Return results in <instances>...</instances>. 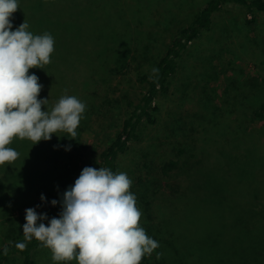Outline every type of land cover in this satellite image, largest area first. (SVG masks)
Wrapping results in <instances>:
<instances>
[{"label": "rangeland", "instance_id": "1", "mask_svg": "<svg viewBox=\"0 0 264 264\" xmlns=\"http://www.w3.org/2000/svg\"><path fill=\"white\" fill-rule=\"evenodd\" d=\"M47 1L17 0L20 8L13 13L10 19L13 20L15 16L23 15L26 11V4L34 8L32 14L36 15L35 9L48 8L51 5L55 7L59 0ZM123 1L119 8L120 18L117 17L120 19L118 24L121 25V28L128 29L129 33L120 34L122 36L120 38L118 35V39L115 36L109 38L108 45L114 44V48L121 49L123 52H126L123 49L130 50V53L127 52V59L130 62L129 69L126 74L122 75L108 72L113 65L107 64L108 68H106L104 64V58H108V55L103 53L104 42H88L75 50L71 59L73 69H76L77 73V76L75 75L79 93L77 98L86 104V110L76 129L77 135L73 139L64 132L54 134L56 140L53 141L55 148L59 149L58 155L49 152L48 141L41 140L33 145L39 160L37 170L41 172L43 179L27 192H17L10 188L9 184L5 185V204L0 207V244L23 236L26 209L34 208L38 214L47 210L49 212L57 210V206H52L51 201L53 199L62 201L63 193L72 186V178L76 174L78 165L85 162L84 160L87 161L88 166L95 168V164L92 162V151L94 148L104 146L110 134L116 130L119 123L118 116L121 117L124 113L119 103L121 97L140 91L135 82L136 76L139 73L150 72V64L152 65L155 58L163 53L169 43L171 32L178 27L182 17L179 11L181 0H127L129 7L128 5L124 6ZM191 1L195 8L203 0ZM88 4L86 0H77L72 4L58 7L57 10H51L40 16L36 23L28 28V31L34 35H42L45 32L50 34L49 29L45 30L46 28H52L58 32L61 31L58 27L73 31L77 19L85 18L90 12L91 8ZM154 4L155 8L149 11V5ZM168 4H171V12L165 10V6ZM61 10L69 13H65L58 19V12ZM76 11L84 12L78 15L79 12L76 13ZM241 17L242 11L239 8H230L216 18L214 22L216 32L214 30L210 34L203 33L200 40L194 46L191 45V48L180 60L178 71L171 80L168 95L160 96L156 100L158 112H156L155 124H144L140 127L139 140L141 143L133 147L131 154L122 161L120 173H126L132 181L130 191L135 195L136 206L141 212L140 226L151 225L154 233L160 231V219L165 218L163 220L168 221L170 213L167 215L166 206L163 203L166 198H161V195L166 196L164 190L160 188L155 197L148 193L154 179L165 183L166 181L171 182L170 178H175L173 176L176 175L175 172H172L168 178H164L158 167L173 156H177L171 153L166 145L154 148L150 145L158 144L162 142L161 140H169L167 144L171 140H187L190 142L189 148L185 154L179 156L180 166L186 165V168H191L190 161L195 162L194 158L190 157L194 153L191 151L196 148L199 155L201 150L199 142H197L199 140H204L205 148H210L211 151L213 146L221 145L220 149H214L215 153L220 152L221 155L222 152H229L234 147L230 148L232 142L240 140L242 128L246 124L243 123L245 117L244 119L239 117L237 113H234L237 112L235 110L231 113L227 108H224L223 102H226V96L234 98L237 94L254 93L245 86L238 90L247 79L256 76L259 83L264 82V15H257L260 26L254 27V29H246L242 24ZM229 19L232 20L231 25L228 23ZM24 21L25 19L20 24ZM255 29L258 30L255 31ZM52 37L55 41V48L56 43L60 42L62 37L53 35ZM57 54L58 51L54 50L51 62L44 65L43 69H30L31 74L35 73L39 78V83L43 85L38 99H49L48 104L43 106L45 110H50L60 97L66 95L61 75L54 71ZM228 87L227 93L226 88ZM214 101L224 104L223 111L218 112L215 116L209 113L206 118L207 124H210L206 126L205 130L207 131L198 135L197 131H192V127H195L198 120L196 117H202L198 111L200 102L206 103L207 111L213 112ZM228 112L230 113L228 114ZM195 115L197 116L195 117ZM239 115L242 116L240 111ZM233 120L239 122H233ZM174 122L178 124V128L172 127ZM199 123L197 122V125ZM173 128L176 133H172ZM195 129L199 130L198 127ZM41 146L45 148L44 153L49 155L48 160L44 154L43 156L40 154L43 153ZM185 146L188 145L181 147ZM229 156L230 161L233 162L234 156L231 153ZM215 159L223 164H226L227 161L225 154L222 157L217 156ZM232 167H234L233 171L236 176L242 175L240 157L236 159ZM186 174L188 179L191 178L195 181V173L186 170ZM230 174L232 179H235L234 175ZM139 179L143 182L142 185L139 183ZM184 185L194 190L190 192L193 195V201H189V197H187L190 196L189 190H184ZM184 185L179 184V187L173 188L178 191L179 201L175 200L171 207L177 213L172 217L173 224L167 222V225H172L174 229L171 243L178 250L196 251L193 254L199 259L195 264H225L226 262L239 264L240 259L243 261L245 259V262L248 263V252L241 251L239 246L232 247V251L228 249L229 256L221 255L226 247L225 241L237 239L235 235L237 236L240 231H247L244 218H240L242 214L237 215V212L231 207L232 212L225 211L219 213L216 218L215 216L213 219L206 218L208 211L197 198L199 189L186 183ZM229 185L233 201L239 202L242 206L252 204L255 196L252 194L253 192L256 195L260 194L255 186L249 185L247 182L237 183L235 180H230ZM147 187L149 189L146 191L144 188ZM201 189L205 195L211 197L207 188L201 187ZM42 194L47 201V206L44 207H40ZM171 196H173L172 192L168 197ZM146 201H150V207ZM226 201L223 200V202ZM147 216L150 218L145 222ZM219 222L226 224V230L219 234H211L209 227H215L218 232L223 230L222 226H218ZM37 223L39 224V221ZM146 232L148 231L146 230ZM219 241L222 242L218 243ZM166 253V250L161 253L159 251L158 255L162 256L161 254H163L164 260H167L166 264H169ZM219 256L225 262L220 260L219 263ZM35 258L37 264H58L53 261L51 251L43 246L37 250ZM12 264L19 263L14 260ZM60 264H64V262H60ZM69 264H76V261L69 262Z\"/></svg>", "mask_w": 264, "mask_h": 264}, {"label": "trees", "instance_id": "2", "mask_svg": "<svg viewBox=\"0 0 264 264\" xmlns=\"http://www.w3.org/2000/svg\"><path fill=\"white\" fill-rule=\"evenodd\" d=\"M42 1L48 2L47 0ZM75 1L77 0H59L56 2L57 6L55 7L51 5L48 8L35 9L36 15L32 14L34 8L26 4V11L24 14L15 16V18L11 20L13 25L12 30H16L21 25L20 23L23 19L29 22L28 25L30 28L43 14L56 8L59 9L58 7L72 4ZM126 1L127 0L123 1V5H128L129 7ZM86 2L89 3L88 6L91 8L90 12H85L88 13L85 18L82 17L77 19L78 21L73 31L60 27H58V29L61 30L60 32L52 28L45 29H49L50 34L53 36L62 37L61 41L57 42L55 46V51H58V54L56 56L54 71L61 75L65 94L75 97H78L79 93L77 92L78 86L75 79L77 73L75 72L76 69H73L71 57L74 55L75 50L81 47V45L95 41H99L100 43L104 42L103 53L108 55V58L106 57V59L104 58L103 60L104 64L106 68H108L107 64L113 65L112 68L109 69V73H114L116 75L126 74L130 66V62L127 59V54L130 53V50L123 49L126 51L123 52L121 49L114 48V44H111V46L108 45L109 38L113 36L117 38L120 34L125 35L126 32L129 33L128 29L121 28V25L118 24L120 20L118 19L120 18L119 8L122 0H86ZM193 5L191 0H181L179 11L182 17L180 18L178 27L171 32L167 47L160 56L155 58L152 65L150 64L151 69L149 73H139L136 76L135 82L140 91L136 94L121 97L123 100L120 99L119 103L124 113L121 117L120 115L118 116L119 123L116 130L110 134L104 146L94 148L92 151V162L95 164L96 169L102 167L110 169L113 173H120V166L123 159L131 154L133 147L141 143L139 140L140 127L144 124H155L156 112H158L156 100L160 96L168 95L171 80L178 71L179 63L183 55L191 48V45L194 46L200 40L203 33L210 34L216 29L214 22L218 16L232 7H237L242 11L241 18L243 26L246 29H254V27L260 26L257 15H264V0H203L197 7L193 8ZM149 6V11L155 8V4ZM171 9V4L165 6L166 11L169 10V12H171ZM79 11H76V13ZM65 13L69 12L65 10L59 11L58 19L64 16ZM81 13L79 12L78 15ZM231 22L232 20L229 19L228 23L230 25ZM256 30L258 29H255V31ZM59 34H61V36H59ZM120 37L122 36L120 35L118 38ZM153 68L159 69L158 73H153ZM29 74H31L30 70ZM256 78L255 76L245 80L238 88L239 90L241 87L245 86L251 90V92L254 91V93L237 94L234 98L226 96L227 100L223 102L225 107L222 102L219 101L217 103L214 101V104H212L213 112L207 111L208 105L204 102H200L198 111L202 117H196L197 115H195V117L198 118L197 122L200 123L197 125L196 122L195 127H192V131H197L198 135L205 133L207 131L205 130L206 126L210 125L207 124L208 121H206L208 114L211 113L215 116L218 112L223 111V107L227 108L231 113L234 112L233 110L237 111L234 113H237V115L243 117V119L245 117L243 123L246 124V126L242 128L241 138L240 140L232 142L230 148L232 146L234 147L229 152H222L220 155V152L215 153L213 151L217 148L220 149L221 145L219 146L218 144L219 147L217 145L213 146V150L211 151L210 148H205L204 140H199L197 142H199L201 154L200 152L199 155L197 154L196 148L195 150L191 149L193 150L191 152L194 153L190 155V157H193L195 162L190 161L189 164L191 168H186V165L180 166L181 160H179V156L185 154L186 150H188L190 142H187V140H171L169 144H167L169 140H161L162 142L158 144L150 145L152 148L166 145V148L170 149V152L178 157L173 156L158 167V170L164 178H168L172 172H175L176 175H173L175 178H170L171 182L166 181L165 183H161V180L154 179L150 192L148 193V195L151 194V196L155 197L158 195L160 188L166 192V196L161 195V198H166L165 201L163 200V203L166 206L165 210H167V215L170 213L168 221L171 224H173L172 217L177 214L176 210L171 208L172 204L175 200L179 201L178 191L173 188L179 187V184L183 186L185 183L199 189L197 198L202 202L206 211L210 212H207L208 217L205 216L206 218L213 219L214 216L216 218L219 213L225 211L232 212V208L237 212V215L242 214L240 218H244L245 226L248 228L247 231H240L237 236L235 235L237 239L225 241L224 245L226 247H224L221 253V255L227 257L230 253L228 249L232 251V247L237 246H239L241 251L246 250L248 252V263L245 262V259L244 261L240 259L239 264H264V82L259 83ZM226 90L228 93L229 87L226 88ZM239 111L242 116L239 115ZM230 112H228V114ZM233 122L239 121L233 120ZM174 123L172 127L178 128V124L176 122ZM196 127H198L199 130H196ZM172 133H176L175 128H173ZM54 136L53 134L52 138L48 140L50 147L49 152L58 155L59 149H56L54 146L55 142L53 140H56ZM183 136L185 137L186 134L184 133ZM182 145L188 146L182 148ZM9 147L18 151L20 155L12 164L0 165V207L5 204L4 198L6 194L4 191L6 184H9L10 188L15 189L17 192H27L43 179V175L37 170L39 162L38 155L30 140L14 139ZM41 149L43 153L40 154L42 156L44 154L46 160H48L47 158H49V155L44 153V146H41ZM229 153L234 156L233 162L229 159ZM223 154H225V160H227L226 164L220 163L219 160L216 161L215 159L217 156L222 157ZM238 157H240L242 161V175L240 174V176L235 175L233 171L234 167H232ZM84 161L85 162L78 165L76 174L74 178H72V185H74L82 169L90 167L87 161ZM186 170L195 173V181L191 178L188 179ZM230 173L234 175L235 179H232ZM230 180H235L237 183L247 182L249 185L255 186V189L260 192V194L256 195V193L253 192L252 194L255 196L252 204H245L242 206V204L232 199L230 191L231 186L229 185ZM139 183L141 185L143 184L140 179ZM201 187L207 188L210 191L211 197L205 195ZM183 188L184 190H189L190 196L187 197H189V201H193V195L190 192L194 190L187 188L185 185ZM144 189L147 191L149 188L147 187ZM171 192L173 196L168 197ZM201 194L202 197L200 198ZM223 200L227 201L223 202ZM46 204L47 201L44 200L41 202L40 207H44ZM146 204L149 207L151 206L150 201H146ZM56 206L57 210L53 212H49L48 210L43 212L48 215V219L43 221L46 226L51 218H59V214L62 211L61 203H57ZM149 218L150 217L147 216L145 222H147ZM163 219H160V231L157 233L152 231L151 225L142 227L145 231H148L146 233L149 237L155 239L159 243V247L155 249L151 255H145L141 264H166L167 260H164L163 254H161L162 256L158 255L159 251L161 253L165 252V250L167 251L166 254L169 264H195L197 259H199L193 254V252L196 251L188 252L184 249L178 250L176 246L171 243L174 229L172 225H167V220ZM218 226H222L223 230L218 232L215 227H209V232L211 234H219L226 230L227 227L226 224H222V222H219ZM17 242H25L24 237L22 236L19 239L0 244V264H12L14 260L19 264H37L35 253L42 245L33 238L31 242H27V248L24 251H19L15 247ZM220 242L222 241L218 243ZM5 246L9 248L7 256L3 254V248ZM220 260L221 262L224 261L219 256V263ZM225 264L229 263L226 262Z\"/></svg>", "mask_w": 264, "mask_h": 264}, {"label": "clouds", "instance_id": "3", "mask_svg": "<svg viewBox=\"0 0 264 264\" xmlns=\"http://www.w3.org/2000/svg\"><path fill=\"white\" fill-rule=\"evenodd\" d=\"M18 8L17 0H0V165L18 159L19 152L9 147L14 139H27L34 145L58 132L74 139L86 110L84 102L70 95L60 97L50 110H42L49 99H38L43 85L29 70L43 69L51 62L55 41L47 32L34 35L28 31L26 20L13 31L10 18ZM131 186L126 173L83 168L62 201H51L52 206L61 203L59 218H51L46 226V213L25 210V242H17L16 249L24 251L35 238L58 264H141L159 243L140 226L141 212ZM41 200H45L43 194ZM8 253L5 246L3 254Z\"/></svg>", "mask_w": 264, "mask_h": 264}]
</instances>
